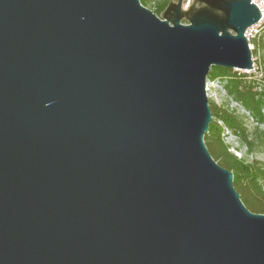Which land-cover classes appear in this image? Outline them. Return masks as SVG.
Segmentation results:
<instances>
[{
	"label": "water",
	"instance_id": "water-1",
	"mask_svg": "<svg viewBox=\"0 0 264 264\" xmlns=\"http://www.w3.org/2000/svg\"><path fill=\"white\" fill-rule=\"evenodd\" d=\"M182 2L0 0V264H264L204 143L209 71L253 68L262 12Z\"/></svg>",
	"mask_w": 264,
	"mask_h": 264
},
{
	"label": "trees",
	"instance_id": "trees-1",
	"mask_svg": "<svg viewBox=\"0 0 264 264\" xmlns=\"http://www.w3.org/2000/svg\"><path fill=\"white\" fill-rule=\"evenodd\" d=\"M140 2L161 17L169 0ZM250 42L255 44L252 49L254 54L258 43L256 38ZM259 46L264 48V40ZM257 74L260 77L251 75L250 79H244L246 74H231V69L211 67L208 78L221 79L227 96L242 107L247 115L240 113L236 107L229 109L227 103L226 106H217L209 99L212 119L204 135V143L212 158L232 171L234 188L244 205L253 212L264 213V165L257 159L249 161L245 156H237L223 139V130L228 128L246 146L247 153H251L257 144H264V129L259 127L264 123V67ZM248 115L256 122L251 130L247 126Z\"/></svg>",
	"mask_w": 264,
	"mask_h": 264
},
{
	"label": "rangeland",
	"instance_id": "rangeland-1",
	"mask_svg": "<svg viewBox=\"0 0 264 264\" xmlns=\"http://www.w3.org/2000/svg\"><path fill=\"white\" fill-rule=\"evenodd\" d=\"M252 1L257 4H262V6H264L262 0ZM250 32L252 34V36L248 40L250 47L253 49L255 46L254 43L250 42L252 41V39L256 38V41L258 43V45L256 46V53L252 54L254 64L253 68L248 71L231 69V74H246V76H243L244 79H250L251 75H256V77H260V74L257 73L261 67H264V48L259 46L261 41L264 40V15L262 16L259 22L250 27ZM206 92L208 98L213 101L217 106H226L227 103L229 109L236 107L240 113L244 112L247 115V112L242 107H240L236 102L231 100L229 96H227L225 90L222 87L221 79L214 78L211 80L207 78ZM247 118L248 129L251 130L256 125V122L249 115ZM259 127L261 129H264V123L260 124ZM223 139L226 143L230 145V151L234 152L237 156H245L249 161L252 159H257L261 161L264 165V144H257V146L254 147L251 153H247L246 146L242 144L228 128H224L223 130Z\"/></svg>",
	"mask_w": 264,
	"mask_h": 264
},
{
	"label": "built area",
	"instance_id": "built-area-1",
	"mask_svg": "<svg viewBox=\"0 0 264 264\" xmlns=\"http://www.w3.org/2000/svg\"><path fill=\"white\" fill-rule=\"evenodd\" d=\"M191 4V0H183L182 2V7L184 9H186L189 5ZM257 4V3H256ZM258 5V4H257ZM260 8V7H259ZM261 10V8H260ZM245 36L247 37V39L249 40L250 37L252 36L251 32H250V27L246 30L245 32ZM253 59V58H252ZM254 65V64H253Z\"/></svg>",
	"mask_w": 264,
	"mask_h": 264
},
{
	"label": "bare ground",
	"instance_id": "bare-ground-1",
	"mask_svg": "<svg viewBox=\"0 0 264 264\" xmlns=\"http://www.w3.org/2000/svg\"><path fill=\"white\" fill-rule=\"evenodd\" d=\"M258 6L261 8L262 16L264 15V6L262 4H258Z\"/></svg>",
	"mask_w": 264,
	"mask_h": 264
},
{
	"label": "flooded vegetation",
	"instance_id": "flooded-vegetation-1",
	"mask_svg": "<svg viewBox=\"0 0 264 264\" xmlns=\"http://www.w3.org/2000/svg\"><path fill=\"white\" fill-rule=\"evenodd\" d=\"M194 2V0L191 1V3Z\"/></svg>",
	"mask_w": 264,
	"mask_h": 264
}]
</instances>
